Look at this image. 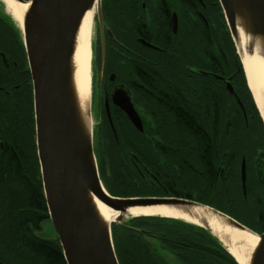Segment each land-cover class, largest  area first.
Segmentation results:
<instances>
[{"label":"flooded vegetation","instance_id":"1","mask_svg":"<svg viewBox=\"0 0 264 264\" xmlns=\"http://www.w3.org/2000/svg\"><path fill=\"white\" fill-rule=\"evenodd\" d=\"M101 14L105 60L102 68L100 43L99 57L97 56L100 63L97 89L91 91V107L95 105L99 116L95 131L93 129V151L100 179L102 180L103 172L109 175L108 156L115 149L118 158L131 161L141 185L156 192L146 197H176L202 204H205L202 199L205 198L203 193L207 190L211 193L209 198L219 197L223 188L230 189L229 178L223 171V156L226 154L220 150L221 139L218 137V151L213 153L208 164L207 173L210 179H206L202 185L196 184L201 166L196 157L197 153L193 150L197 149L195 138L175 137L171 121L170 132L166 138L154 133L155 124H163V120L159 118L158 111L148 103L146 93L151 90L143 78L144 75L161 78L168 86L166 91H212L211 94L218 95L220 93L216 91H226L236 101L229 93L226 82L230 83L236 94L235 77L242 70V66L235 48L234 56L224 55L225 41L222 31L226 22L219 1L101 0ZM113 14L118 15L120 40L115 39L110 26V17ZM94 17L100 41L96 13ZM110 40L122 50L120 63L126 67L133 63L134 73L127 71L124 77L118 78L116 72L107 71L106 48ZM166 71L168 75L165 74ZM118 90L127 92L140 119L141 131L114 104L113 94ZM186 97L185 101L191 105L189 97ZM194 99L191 106L202 108L205 105L204 94L194 95ZM149 106L153 110L151 113L154 115V122L148 113ZM243 115L246 117L245 110ZM178 139L186 144L185 148L192 149V152H183L180 155L176 151L179 148ZM31 143L35 144V125L28 57L21 27L9 12L5 1L0 0L1 180L22 170L26 174L31 173ZM165 150L168 157L166 170L163 159ZM242 160L245 165L244 190L240 176ZM238 172L244 196L248 180L264 188V146L248 163L242 157ZM160 249L174 256L173 253Z\"/></svg>","mask_w":264,"mask_h":264},{"label":"water","instance_id":"2","mask_svg":"<svg viewBox=\"0 0 264 264\" xmlns=\"http://www.w3.org/2000/svg\"><path fill=\"white\" fill-rule=\"evenodd\" d=\"M11 1L27 5L22 15L21 31L33 85L36 154L48 218L66 264H119L112 226L139 231L128 224L130 219L139 216L178 219L203 228L232 257L223 241L229 245L234 231L250 234L257 239V244L248 263L264 264V230L256 233L233 217L199 202L176 197H118L105 189L93 151L91 79L88 107L82 114L72 78L78 29L84 14L94 7L100 28L103 68L105 43L101 0ZM218 1L264 128V101H260V105L256 103L240 59L241 52L264 55V0ZM226 87L244 113L229 82ZM113 102L141 131L140 119L127 92H114ZM240 176L244 190V160ZM102 206L113 211L115 216L107 219ZM134 208H162L197 223L162 215H133L130 210ZM216 229L220 234L214 231ZM147 240L167 264H176L174 256L161 250L154 239Z\"/></svg>","mask_w":264,"mask_h":264},{"label":"trees","instance_id":"3","mask_svg":"<svg viewBox=\"0 0 264 264\" xmlns=\"http://www.w3.org/2000/svg\"><path fill=\"white\" fill-rule=\"evenodd\" d=\"M107 15L110 13L107 11ZM114 15V18H113ZM110 17L115 39L120 40L118 15ZM224 55L234 56V46L223 24ZM227 48V49H226ZM121 48L112 40L106 48L107 71H114L118 78L127 71L135 72L133 63L126 67L120 63ZM109 64V66H108ZM178 73V72H177ZM165 74L168 75L166 71ZM151 90L146 93L148 103L159 113L163 124H155V134L166 138L171 128L175 137L195 138L197 155L201 169L196 184L202 185L210 179L207 173L213 153L218 151L216 143L221 139L220 150L223 156V171L229 178V190L221 191L217 198H209V190L202 202L233 217L256 233L264 229V188L248 180L245 196L239 180V164L242 157L246 162L254 159L264 146V128L247 88L244 73L240 69L236 75V94L240 99L246 117L239 105L226 91H166L165 81L154 75H144ZM176 79V78H175ZM204 94L205 105L193 107L194 95ZM188 96L191 105L185 101ZM187 98V97H186ZM149 115L155 118L151 106ZM155 113V112H154ZM156 114V113H155ZM166 143V140H164ZM178 139V151L192 152ZM31 173L25 171L0 179V262L2 264H66L60 244L55 238L40 237L37 232L42 222L48 219V212L42 192L41 179L35 144L31 143ZM167 167L166 150L163 151ZM109 175L102 173V182L107 192L118 197H146L156 192L145 188L129 159L118 158L117 152L110 151ZM195 157V156H194ZM150 160L152 158H149ZM177 159V156H176ZM183 165L180 166L182 171ZM181 173V172H180ZM130 229L112 226V239L119 264H167L154 251L147 238L154 239L159 248L174 254L176 264H238L235 259L208 231L196 225L172 218L139 216L130 219ZM157 239V240H156Z\"/></svg>","mask_w":264,"mask_h":264},{"label":"bare ground","instance_id":"4","mask_svg":"<svg viewBox=\"0 0 264 264\" xmlns=\"http://www.w3.org/2000/svg\"><path fill=\"white\" fill-rule=\"evenodd\" d=\"M4 1L9 12L21 27L22 15L27 5L18 4L11 0ZM95 13L96 9L94 7L92 10H89L84 14L78 29L73 55V85L82 114L83 110L88 107L89 103L92 59L91 35ZM240 59L246 73L249 89L251 90L256 103L260 105V101H264V55L256 53L248 55L245 52H241ZM102 211L107 219H111L115 216L113 211L103 206ZM130 213L133 215H162L182 218L188 222L197 223L196 220L162 208H134L130 210ZM214 231L219 233L218 229ZM229 241V245L225 241H223V243L236 261L239 264H249L248 261L250 260V256L257 244V239L250 234L234 231Z\"/></svg>","mask_w":264,"mask_h":264},{"label":"rangeland","instance_id":"5","mask_svg":"<svg viewBox=\"0 0 264 264\" xmlns=\"http://www.w3.org/2000/svg\"><path fill=\"white\" fill-rule=\"evenodd\" d=\"M95 16V15H94ZM97 24H96V17L93 19V27H92V35H91V49H92V59H91V91H96V82L98 78V73H99V59L97 60V56L99 57V46H100V41L97 33ZM234 45V44H233ZM235 48V47H234ZM236 51V49H235ZM95 105L91 107V119H92V140H93V129L95 125L98 122V114L96 109L94 108ZM95 131V129H94ZM102 181V180H101ZM103 183V182H102ZM37 234L40 237L43 238H55V233L52 228L51 222L49 219L44 220L42 222L41 229L37 232Z\"/></svg>","mask_w":264,"mask_h":264}]
</instances>
